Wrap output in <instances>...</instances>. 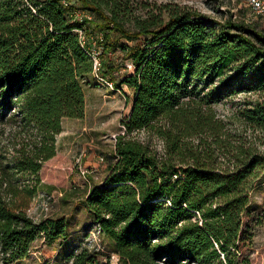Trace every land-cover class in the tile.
<instances>
[{"label":"trees","instance_id":"16d2710c","mask_svg":"<svg viewBox=\"0 0 264 264\" xmlns=\"http://www.w3.org/2000/svg\"><path fill=\"white\" fill-rule=\"evenodd\" d=\"M78 10L91 18L77 19ZM158 10L139 15L131 0H0V120L13 125L11 144L0 138V264L27 257L41 236L53 243L66 235L65 218L37 220L29 211L64 119L85 117L89 41L114 84L111 56L123 53L120 85L133 90L126 134L156 130L166 140L160 154L118 135L106 176L82 201L117 264H252L242 245L252 237L242 226L264 154L238 147L223 167L194 138L208 133L218 142L224 124L213 102L236 88L264 89V30L234 16L220 21L177 7L165 19ZM245 116L264 130V102ZM72 258L101 264L88 248Z\"/></svg>","mask_w":264,"mask_h":264},{"label":"rangeland","instance_id":"374dc122","mask_svg":"<svg viewBox=\"0 0 264 264\" xmlns=\"http://www.w3.org/2000/svg\"><path fill=\"white\" fill-rule=\"evenodd\" d=\"M131 1L137 14L146 15L149 10L159 13L161 10L158 9L162 8L165 19L169 10L177 7L197 10L220 21L234 16V19L248 22L254 17L248 0ZM250 24L264 30V23L259 18ZM121 42L126 43V40ZM140 43L141 40L135 42ZM111 57L117 66L114 89L101 84L94 75L82 82L86 96L85 117L64 119L63 131L57 136V154L44 164L40 172L44 184L29 211L37 220L65 218L68 226L66 235L53 243H48L41 236L32 244L27 257L10 264H71L73 255L83 248L96 252L101 264L118 263V255L111 250L110 241L100 232L82 201L88 190L106 176L107 157L114 152L118 135L144 141L160 154L166 152V140L156 130L126 134L122 121L130 113L133 90L120 85L128 71L123 53L118 50ZM262 102L264 89L258 87L236 88L223 95L212 105L217 118L224 124L218 142L217 137L208 133L194 138V142L202 143L201 148H213L216 162L223 167L232 166L238 147L253 148L264 154V130L252 125L245 116L247 109ZM10 115L8 112L7 117ZM2 119L0 138L9 145L13 125ZM256 171L251 180L250 209L243 217L242 226L252 238L251 242H242V245L252 264H264V165Z\"/></svg>","mask_w":264,"mask_h":264},{"label":"built area","instance_id":"2783aa9c","mask_svg":"<svg viewBox=\"0 0 264 264\" xmlns=\"http://www.w3.org/2000/svg\"><path fill=\"white\" fill-rule=\"evenodd\" d=\"M64 4L67 5L68 3L64 2ZM248 5H249V8L253 12V16L255 17V18L251 17L252 19L248 20V22L252 23L253 21L256 20V18H259L264 23V0H248ZM74 16L79 20H82L83 18H89V19L91 18V15L89 13L85 11H81V10L76 11L74 13ZM77 31L79 32L81 42L84 45L87 38L83 34L82 30H77ZM89 44H91V48L87 50V52L94 62V74L93 75L97 78V80L101 84L108 85L114 89L113 82L105 78L100 72L101 66H102L101 59H100V54H101L100 48L97 46L96 41H89ZM128 67H130V65H128ZM101 160H104L103 157Z\"/></svg>","mask_w":264,"mask_h":264}]
</instances>
